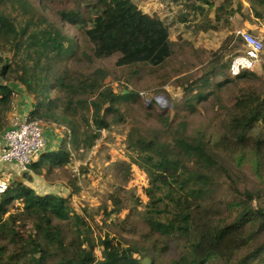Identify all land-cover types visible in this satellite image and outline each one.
<instances>
[{"label":"trees","instance_id":"trees-1","mask_svg":"<svg viewBox=\"0 0 264 264\" xmlns=\"http://www.w3.org/2000/svg\"><path fill=\"white\" fill-rule=\"evenodd\" d=\"M199 1H216L217 13L243 8ZM245 1L261 19L264 0ZM176 57L170 77L180 96L170 108L104 83L129 80L141 67L165 70ZM186 64L163 21L132 0H0V133L16 84L31 97L29 118L63 133L29 169L59 176L72 151L90 149L102 131L128 122L130 161L149 182L142 214H127L114 235L98 237L66 197L9 179L0 194V264H264V94L250 82L258 72L231 78L222 63L182 74ZM232 81L247 86L209 117V97ZM110 199L114 209L105 215L121 207Z\"/></svg>","mask_w":264,"mask_h":264},{"label":"rangeland","instance_id":"rangeland-1","mask_svg":"<svg viewBox=\"0 0 264 264\" xmlns=\"http://www.w3.org/2000/svg\"><path fill=\"white\" fill-rule=\"evenodd\" d=\"M132 1L142 11L160 18L167 26L175 53L179 56L181 54L187 63L185 68L188 71L182 74L197 69V73L201 74L213 66L220 69L219 65L228 64L234 55L238 52L241 53L243 47L234 39L233 35L236 28L241 27L260 36L263 42V53L258 66L252 70L258 72L259 79L250 82L255 90L264 94V14L261 19H256L245 0H233L232 2L235 4L241 3L243 8L238 13L231 14L228 8L224 12L217 13L218 3L216 1L212 7L199 0ZM2 10L20 21L16 9L7 6ZM251 28L254 30L252 31ZM232 36L233 38L229 41ZM179 60L180 57L173 58L169 64L164 65L165 70L141 67L129 80L121 75L119 79L109 77L104 83L119 91L126 85L141 92L142 95L148 94L151 99L157 95H163L168 102L167 107L170 108L171 102L180 96L179 89H175L173 86L175 78L170 77L174 69L178 67ZM192 63L193 65H191ZM107 64L111 66L110 62ZM223 78L224 75L217 76L219 80ZM210 80L215 81L216 78L211 77ZM17 86L15 94L18 95L24 89L21 87L19 89ZM246 86L247 84L244 82L227 83L218 91V97H209L208 103L205 105V112L211 117L214 111L218 110L220 106L228 104L231 98ZM127 130L128 122L113 125L110 130L102 131L90 149L83 152L72 151L71 161L66 165L65 170L59 172V176L52 174L50 177L53 180L62 179V188L59 194L67 198L72 210L85 216L94 234L98 237L104 236L105 233H109L110 236L114 235L127 214L131 217L140 216L147 201L148 178L140 168L138 169L130 161L134 154L126 148L124 138ZM55 133L59 138H63L61 128L53 126V130L50 131L46 129V125L44 126V135L50 142L51 136L49 135ZM128 164H130L129 173L127 172L128 168L125 167ZM27 167L30 168V164ZM32 189L38 194H42L39 189L36 190L35 187ZM110 196L115 197L121 207L119 212L105 215L104 208H106V212L114 209ZM99 250L98 246L95 250L97 258L101 256Z\"/></svg>","mask_w":264,"mask_h":264},{"label":"built area","instance_id":"built-area-1","mask_svg":"<svg viewBox=\"0 0 264 264\" xmlns=\"http://www.w3.org/2000/svg\"><path fill=\"white\" fill-rule=\"evenodd\" d=\"M234 39L243 47V51L232 57L228 63L227 72L230 77L238 75L241 71H252L260 61L263 51V42L257 36L244 28H236L233 32ZM144 105L155 101L160 107L167 106L163 95L151 99L148 94L138 92ZM14 110V107L11 106ZM44 123L40 119H30L28 114L19 116L12 114L8 126L3 131V147L0 149V162L17 164L20 170L27 172V167L35 158L44 151L46 137ZM8 177L0 171V194L8 187Z\"/></svg>","mask_w":264,"mask_h":264},{"label":"crops","instance_id":"crops-1","mask_svg":"<svg viewBox=\"0 0 264 264\" xmlns=\"http://www.w3.org/2000/svg\"><path fill=\"white\" fill-rule=\"evenodd\" d=\"M251 30L253 31L254 28H251ZM16 86L17 85H12L14 90ZM17 87L20 89L19 86ZM12 107H14V110L11 109V111L9 112V119L11 118L12 114L19 115V116L28 114L29 110L31 109L30 108V97L28 96V94H26L24 91L23 92L20 91L18 95L15 94L13 102H12ZM47 126L48 125H46V129L50 131L53 130L52 126L51 127H47ZM49 136H51V142L49 141V139H46L47 148L45 152L56 149L61 140V138H59L56 133L54 135L52 134ZM2 147H3V131L0 133V149ZM38 158L39 156H37V159ZM0 171L3 172L8 177V179L17 180L19 182H22L28 185L31 188L35 187L36 190L37 189L40 190L39 191L40 193L41 192L42 193H60L61 192L62 179L53 180L49 178L47 180L42 175H37L31 172L30 170L29 172H24L20 170L17 164L12 163V162H0Z\"/></svg>","mask_w":264,"mask_h":264}]
</instances>
